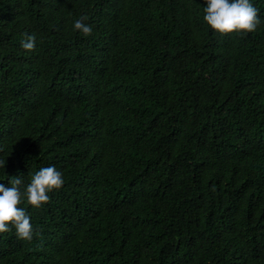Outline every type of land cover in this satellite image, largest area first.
<instances>
[{
	"label": "trees",
	"instance_id": "trees-1",
	"mask_svg": "<svg viewBox=\"0 0 264 264\" xmlns=\"http://www.w3.org/2000/svg\"><path fill=\"white\" fill-rule=\"evenodd\" d=\"M252 3L242 35L211 30L204 0H0V183L64 176L18 205L33 239L0 233V264H264Z\"/></svg>",
	"mask_w": 264,
	"mask_h": 264
},
{
	"label": "clouds",
	"instance_id": "clouds-1",
	"mask_svg": "<svg viewBox=\"0 0 264 264\" xmlns=\"http://www.w3.org/2000/svg\"><path fill=\"white\" fill-rule=\"evenodd\" d=\"M86 20L87 17L82 16L73 24V28L84 36L93 31ZM203 20L211 30L220 34L236 32L246 35L257 29L261 17L252 0H204ZM21 44L26 50L34 49L35 36L28 35ZM63 183L64 176L55 165L39 168L27 185L19 175L9 177L7 185L0 183V233L14 228L17 238L31 241L34 235L31 217L24 207L18 205L27 201L34 208H40L50 200L49 193L60 189Z\"/></svg>",
	"mask_w": 264,
	"mask_h": 264
},
{
	"label": "bare ground",
	"instance_id": "bare-ground-1",
	"mask_svg": "<svg viewBox=\"0 0 264 264\" xmlns=\"http://www.w3.org/2000/svg\"><path fill=\"white\" fill-rule=\"evenodd\" d=\"M157 100V99H156ZM158 102V101H157ZM159 104V103H158ZM137 108V107H136ZM137 112V111H136ZM139 114H140V112H139ZM119 118V117H118ZM123 118V117H122ZM113 122V121H112ZM115 122V121H114ZM119 122V121H118ZM116 123H117V121H116Z\"/></svg>",
	"mask_w": 264,
	"mask_h": 264
}]
</instances>
